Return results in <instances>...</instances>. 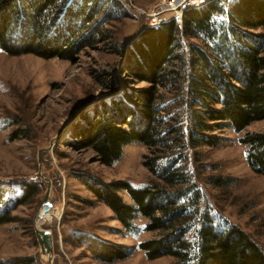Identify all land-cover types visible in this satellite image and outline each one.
Returning a JSON list of instances; mask_svg holds the SVG:
<instances>
[{
	"label": "trees",
	"instance_id": "1",
	"mask_svg": "<svg viewBox=\"0 0 264 264\" xmlns=\"http://www.w3.org/2000/svg\"><path fill=\"white\" fill-rule=\"evenodd\" d=\"M116 5L108 0H0V50L12 57L73 62L91 45V36L98 37L100 26L122 15ZM259 6L253 7L251 0L209 1L186 12L181 27L169 21L147 30L125 56L122 69L147 86L112 99L109 109L94 114L79 133V145L106 167L121 158L125 146L145 147L140 164L152 177L145 186L77 178L124 231L137 230L136 218L145 221L143 230L151 237L137 249L147 261L264 264V249L250 234L230 222L215 229L203 194L189 168L182 166L189 151L218 143L214 131L231 129L240 135L238 143L245 148L251 171L264 175V133L246 131L264 120V7ZM183 39L201 41L202 46ZM169 96L177 97L180 110H173ZM207 182L223 189L230 180ZM21 191L7 207L0 189V225L15 222L11 212L36 189L21 186ZM92 244L96 246L94 240ZM92 251L96 260L105 262L128 256L124 247ZM18 262L29 263L22 259L11 264Z\"/></svg>",
	"mask_w": 264,
	"mask_h": 264
},
{
	"label": "rangeland",
	"instance_id": "2",
	"mask_svg": "<svg viewBox=\"0 0 264 264\" xmlns=\"http://www.w3.org/2000/svg\"><path fill=\"white\" fill-rule=\"evenodd\" d=\"M108 1L117 4L122 15L100 26L98 37L91 36V45L82 48L73 62L33 55L12 57L0 50L2 203L7 207L13 204L22 193L21 186L36 189L26 203L11 212L15 222L0 225L2 264L22 259L28 264L170 262L169 258L147 261L137 249L140 242L151 237L143 230L145 221L136 218L133 225L137 230L124 231L110 210L77 178L82 175L105 183L126 181L134 188L145 186L152 178L140 164L147 151L139 143L125 146L121 158L110 167L101 165L91 150L79 145V133L94 114L108 110L111 100L124 92L147 86L122 71L127 63L125 56L147 30L173 21L149 24L147 15L161 0ZM263 2L251 0V5L263 8ZM200 8L184 10L181 22L174 24L181 27L186 12ZM183 40L202 46L201 41ZM102 82L109 83L110 89H105ZM169 98L175 110L179 106L177 97ZM246 131L264 133V120L251 124ZM213 135L218 143L189 151L182 166L189 168L203 194L215 229L220 231L224 222H230L264 249V175L252 172L247 165L245 148L238 143L240 135L231 129L216 130ZM209 179L230 182L226 188L215 189L207 184ZM119 194L128 201L125 193ZM92 240L96 244L93 248ZM102 246L124 247L128 256L109 262L96 260L92 250Z\"/></svg>",
	"mask_w": 264,
	"mask_h": 264
},
{
	"label": "built area",
	"instance_id": "3",
	"mask_svg": "<svg viewBox=\"0 0 264 264\" xmlns=\"http://www.w3.org/2000/svg\"><path fill=\"white\" fill-rule=\"evenodd\" d=\"M207 0H161V4L147 15L151 26H158L167 20L181 22V14L186 9H197L204 6Z\"/></svg>",
	"mask_w": 264,
	"mask_h": 264
},
{
	"label": "bare ground",
	"instance_id": "4",
	"mask_svg": "<svg viewBox=\"0 0 264 264\" xmlns=\"http://www.w3.org/2000/svg\"><path fill=\"white\" fill-rule=\"evenodd\" d=\"M147 19H148V18H147ZM41 216H42V214L40 213V214H39V217H41Z\"/></svg>",
	"mask_w": 264,
	"mask_h": 264
}]
</instances>
